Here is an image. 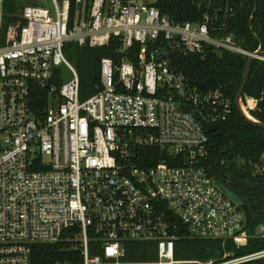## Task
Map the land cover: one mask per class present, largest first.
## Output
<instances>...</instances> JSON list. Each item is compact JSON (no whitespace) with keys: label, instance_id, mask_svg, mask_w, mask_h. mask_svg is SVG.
<instances>
[{"label":"built area","instance_id":"built-area-1","mask_svg":"<svg viewBox=\"0 0 264 264\" xmlns=\"http://www.w3.org/2000/svg\"><path fill=\"white\" fill-rule=\"evenodd\" d=\"M0 0V264H37L38 245L65 242L52 264H240L242 256L175 259L191 237L246 245L243 208L208 169L209 131L233 100L194 84L174 55L248 56L212 17L172 20L151 0H52L8 19ZM96 92L81 98L68 42L108 46ZM73 73L66 79L61 69ZM249 110L259 100L245 96ZM42 105L36 110V105ZM182 105L193 107L191 113ZM217 132V131H216ZM129 242L154 243L156 260L127 259Z\"/></svg>","mask_w":264,"mask_h":264},{"label":"trees","instance_id":"trees-1","mask_svg":"<svg viewBox=\"0 0 264 264\" xmlns=\"http://www.w3.org/2000/svg\"><path fill=\"white\" fill-rule=\"evenodd\" d=\"M163 14L174 21L202 22L205 14L212 17L211 27H215L217 36L233 33L236 41L246 50L254 52L260 42L250 28V19L256 0H151ZM18 0H5L6 17L16 18L22 7ZM253 30L259 35L264 46V0H258V9L252 21ZM67 58L78 68L81 79V98L85 99L96 92L95 85L100 79V62L110 56L118 60L115 40L108 46H79L68 42L64 48ZM248 56L230 51L213 52L206 55L189 53L174 55L177 69L183 71L190 80L204 89L222 87L232 98L231 112L220 123L217 132H209V159L207 166L217 179L229 178L238 194L255 191L261 199L264 193V165L261 156L264 153V128L250 124L241 115L236 106V93L243 79ZM259 100L258 107L252 113L264 121V60L255 59L252 64L249 81L244 97ZM42 105H36L40 110ZM263 178L258 179V174ZM235 191V192H236ZM260 192L261 194H259ZM261 195V196H260ZM249 240L246 245L237 246L234 240L225 243L218 239H200L191 237L186 225L180 230L176 242L175 259L199 260L221 259L226 253L231 257L242 256L264 249V237L256 234V226L247 225ZM65 242L53 245H38L37 264H52L63 252ZM127 259L156 260L158 253L154 243L129 242ZM240 264H264V259Z\"/></svg>","mask_w":264,"mask_h":264},{"label":"water","instance_id":"water-1","mask_svg":"<svg viewBox=\"0 0 264 264\" xmlns=\"http://www.w3.org/2000/svg\"><path fill=\"white\" fill-rule=\"evenodd\" d=\"M258 9V0H256V4L254 6V10L250 19V28L253 31L254 35L259 39L260 45L258 47L257 50H255L254 52H252V54L248 55L247 58V63L245 66V70H244V74H243V79L242 82L239 86V89L236 93V98H235V102H236V106L238 108V111L241 113V115L246 119V121H248L250 124L258 126V127H262L264 128V121H261L260 119H258L251 110H249V108L246 106L245 101H244V91L246 88V85L249 81V77H250V71H251V67L253 62L255 61V59L260 58L261 56H264V46H263V41L261 40V38L259 37V35L253 30V26H252V21L256 15ZM183 108H185L186 110L190 111L191 113L196 114L197 110L194 109L193 107H189V106H185L182 105ZM200 119L205 123L207 130L209 132H216L219 129V125H214L209 123L204 117L203 115L200 113L199 114ZM261 162L264 165V153L261 156ZM237 199V203L243 208L245 215H246V223H250L251 221V213L247 208V205L245 203H242L240 200ZM256 234L257 235H263L264 234V225L259 224L256 226Z\"/></svg>","mask_w":264,"mask_h":264},{"label":"flooded vegetation","instance_id":"flooded-vegetation-1","mask_svg":"<svg viewBox=\"0 0 264 264\" xmlns=\"http://www.w3.org/2000/svg\"><path fill=\"white\" fill-rule=\"evenodd\" d=\"M261 60H264V56H261L260 58ZM263 164V163H262ZM263 178V173H259L258 174V179ZM217 182L219 183V185L222 186V188L231 191L233 194H235V196L238 198V200H240L242 203H245L247 205L248 210L251 213V221L250 223H248L247 225H254L257 226L259 224L264 225V193H260L261 194V199L256 198L255 191H244L243 194L240 193L238 194L237 191L235 189H233V186L231 184V180L229 178H224V179H217ZM236 191V192H235ZM261 237H264L263 235H259Z\"/></svg>","mask_w":264,"mask_h":264},{"label":"rangeland","instance_id":"rangeland-1","mask_svg":"<svg viewBox=\"0 0 264 264\" xmlns=\"http://www.w3.org/2000/svg\"><path fill=\"white\" fill-rule=\"evenodd\" d=\"M18 1L24 6L27 5V4L38 3L39 1H40L41 5H44V6H51L52 7L54 5L52 0H18ZM58 1H59L60 4H62V2H63V0H58ZM4 12L6 13V11H4ZM70 62L78 71V68H77L76 64L74 62H72V61H70ZM61 69L63 71V75L65 76V78L67 80L71 79L73 77L72 71L66 65H62ZM220 187L228 196H230L232 199H234L237 202L235 194H233L229 190H226V189L222 188L221 185H220ZM246 229L248 230L247 226H246Z\"/></svg>","mask_w":264,"mask_h":264}]
</instances>
